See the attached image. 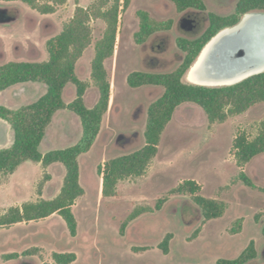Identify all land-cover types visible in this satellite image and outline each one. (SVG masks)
<instances>
[{
    "label": "rangeland",
    "instance_id": "obj_1",
    "mask_svg": "<svg viewBox=\"0 0 264 264\" xmlns=\"http://www.w3.org/2000/svg\"><path fill=\"white\" fill-rule=\"evenodd\" d=\"M45 1V0H42ZM80 6L89 7L94 0H67L52 15H41L21 2H0L8 14L17 18L13 26L0 25V64L10 61H43L48 55L46 43L61 32ZM206 10L191 9L179 12L170 0H130L121 16L117 47L112 58L106 61L111 82V101L104 116L100 135L93 149L81 163V184L86 194L77 200L74 213L78 221V234L71 236L67 224L59 215L45 221L18 224L0 229V264H55L53 253H75L73 264H218L219 260L236 259L251 241L255 242L258 256L247 264H264V155L253 159L243 171L252 180L250 188L237 180L242 171L231 154L238 132L244 131L251 139L258 134L264 120V103L251 107L245 113L229 118L224 123L211 124L202 108L187 103L179 107L166 127L157 156L145 176L130 178L118 185L116 197L102 195V180L97 168L110 159L143 148L149 107L162 96L158 86L131 88L128 76L137 71L170 73L184 60L185 53L178 47V39L194 38L202 34L208 24L209 14L227 16L234 8L223 6L218 0H204ZM146 11L158 22H172L169 30L153 34L139 45L134 35L140 29L138 11ZM192 15L201 27L195 31L181 28V21ZM93 45L78 63V76L90 83L87 106L99 100V91L91 80L94 46L104 34L102 20L92 22ZM35 52L36 55H31ZM47 54V55H46ZM185 82H189L187 76ZM45 89L44 85L32 84ZM66 94L69 100L75 94ZM35 95V94H34ZM34 101L37 96H27ZM36 101V100H35ZM71 117V118H70ZM71 111L62 112L51 130L55 149L75 145L82 135L77 132ZM68 123V132L62 130L60 121ZM70 142H66L64 137ZM48 151L47 144L41 148ZM10 182L0 187V214L10 207L28 201L51 198L62 185V178L45 172L32 161L24 163ZM8 176L0 173V184ZM42 179L36 186L38 180ZM194 180L202 186L200 195L227 204L222 218L204 222L201 210L190 196L170 195V191L183 181ZM53 193L43 194L46 185ZM168 197L163 207L157 202ZM151 208L133 221L124 236L122 224L137 208ZM241 221V223H240ZM243 230L235 234L239 225ZM199 235L193 238L197 229ZM168 234L173 237L170 253L165 255L159 244ZM146 248V251L139 250ZM36 249L26 261H7L4 256Z\"/></svg>",
    "mask_w": 264,
    "mask_h": 264
},
{
    "label": "trees",
    "instance_id": "obj_2",
    "mask_svg": "<svg viewBox=\"0 0 264 264\" xmlns=\"http://www.w3.org/2000/svg\"><path fill=\"white\" fill-rule=\"evenodd\" d=\"M179 12L191 9L204 11V0H170ZM0 2H21L41 15H52L67 0H0ZM130 0H94L87 8L76 2L73 17L60 33L46 43L48 59L43 62L10 61L0 65V92L24 83H39L47 87V92L39 100L18 109H10L0 105V118L8 122L15 134L11 147L0 149V173L5 176L14 174L25 162L32 161L48 168L52 164L61 163L66 169L60 193L51 200L40 199L28 201L21 206H13L0 214V229L10 228L18 224L45 221L59 215L67 224L72 237L78 234V221L74 213L77 200L86 194L81 184L80 158L88 154L94 147L102 128L104 116L111 101V82L106 69V61L113 57L117 47L121 16L128 9ZM264 13V0H240L233 13L227 16L209 14V24L204 33L195 39L180 38L178 47L185 53L181 65L170 73L133 72L127 82L131 88L158 86L164 89L148 110L145 131L146 144L132 153L110 159L98 166L97 174L102 179V195L116 197L120 182L130 178L146 175L157 156L161 137L172 121L176 110L184 104L193 103L206 113L211 124L224 123L229 118L241 115L251 107L264 103V72L251 76L231 86L208 87L192 82H185L189 70L197 61L206 45L221 31L238 25L247 14ZM140 29L135 33L136 43H145L153 34L169 30L172 22L162 23L153 20L146 11H138ZM102 20L105 25L103 37L94 46L95 56L92 61L91 80L99 91V100L94 107L85 102L90 83L81 80L77 73V65L88 48L93 45L92 22ZM68 85L76 88L75 99L67 104L64 91ZM61 110H69L81 121L83 134L75 145L46 154L40 147L54 115ZM231 154L236 165L242 169L238 178L250 188H255L252 180L243 169L256 157L264 155V120L260 123L258 134L251 139L244 131L236 135ZM202 186L194 180L183 181L170 191V195L190 196L201 210L204 222L222 218L227 211L225 202L206 198L200 195ZM168 201V197L160 199L156 209L160 210ZM151 208H137L122 224L120 234L124 236L128 226L141 215L151 212ZM241 223V221H240ZM243 223L234 231L240 234ZM201 231L197 229L196 238ZM264 233V227H263ZM173 235L168 234L159 244L165 254L170 253L169 244ZM146 251V248H140ZM36 249L23 253H12L4 256L7 261L20 260L24 256H33ZM258 256L255 242L251 241L244 251L233 260H219L218 264H247ZM55 264H73L77 261L75 253H58L52 255ZM49 264V263H43Z\"/></svg>",
    "mask_w": 264,
    "mask_h": 264
},
{
    "label": "water",
    "instance_id": "obj_3",
    "mask_svg": "<svg viewBox=\"0 0 264 264\" xmlns=\"http://www.w3.org/2000/svg\"><path fill=\"white\" fill-rule=\"evenodd\" d=\"M17 20V18L12 17L8 14L7 8H0L1 26H13L14 24H16ZM243 20L244 18L242 19V21ZM184 21L190 23V30L193 29L194 23L192 20L188 21L185 19ZM242 21L238 25L227 29L239 27ZM223 31H221L220 33H222ZM220 33H218L214 38H216ZM212 40L210 42H212ZM253 61L259 62L260 64L264 62V23H261L259 25H247L243 29L233 33L232 35L224 37L219 42L217 47H215L207 57L201 71L202 76L214 77L216 76V74L220 75L219 73H222L223 71H238V68H241L243 66L244 71H247L253 67V65H250ZM196 62L194 63V65L196 64Z\"/></svg>",
    "mask_w": 264,
    "mask_h": 264
},
{
    "label": "crops",
    "instance_id": "obj_4",
    "mask_svg": "<svg viewBox=\"0 0 264 264\" xmlns=\"http://www.w3.org/2000/svg\"><path fill=\"white\" fill-rule=\"evenodd\" d=\"M91 48V47H90ZM95 52V51H94ZM31 55H36V53L35 52H32L31 53ZM47 55V54H46ZM95 56V55H94ZM48 59V55L46 56V58L43 60V61H46ZM82 59V58H81ZM80 59V60H81ZM17 61H22V60H17ZM27 61H29V60H27ZM43 61H34V60H32V61H29V62H43ZM5 63H8V62H5ZM5 63H2V64H5ZM79 63V62H78ZM2 64H0V65H2ZM77 70H78V65H77ZM77 73H78V71H77ZM32 84H39V83H24V84H19V85H16V86H13V87H11V88H9V89H7V90H5V91H3V92H0V105H4V106H6V107H8V108H10V109H18V108H20V107H22V106H25V105H29V104H31V103H33V102H36L37 100H39L43 95H45L46 94V92H47V87L45 86V89L44 88H41L40 86H32ZM40 85H43V84H40ZM70 87H75V86H73V85H68V87L65 89V91H64V100H65V102L67 103V104H69V103H71L74 99H75V97H76V88H75V94H74V96L73 97H71L69 100H66V94L68 93V92H73L74 90H72V88H70ZM74 93V92H73ZM35 94V95H34ZM27 96H37L36 98L37 99H35L34 101H32L33 99H31V98H29L28 99V97ZM85 102H86V105H87V93H86V96H85ZM96 105V104H95ZM94 105V106H95ZM93 106V107H94ZM91 108V107H90ZM64 111H69V110H61V111H58L55 115H54V117H53V120H52V123L50 124V126L48 127V129H47V132H46V137H45V139H44V141H43V143H42V145H41V147H40V151H41V148L43 147V145H45V144H47V146H48V151H46V152H42L43 154H46V153H48L49 151H51V150H58V149H55V147H54V145H53V143H52V139H51V130H52V126H53V124L55 123V121L57 120V118H58V116L62 113V112H64ZM76 115V114H75ZM77 116V115H76ZM78 117V116H77ZM71 118V117H70ZM60 124H61V127H62V130H64L65 132L67 131L68 132V130H67V128H68V123H67V121H65V120H62V121H60ZM74 124H75V126H76V130H77V132H79L80 131V124H81V121H80V118L78 117V119H74ZM81 126H82V124H81ZM82 134H83V129H82ZM81 137H82V135H81ZM65 138V140H66V142H70L69 141V139H68V137L66 136V137H64ZM81 139V138H80ZM79 139V140H80ZM14 140H15V134H14V131H13V129H12V127H11V125L8 123V122H6L5 120H3V119H1L0 118V149H5V148H9V147H11L12 145H13V143H14ZM97 142V141H96ZM78 143V142H77ZM66 148V147H65ZM93 149V148H92ZM86 155V154H85ZM85 155H83L81 158H80V164L82 163V159H83V157H85ZM29 162V161H28ZM26 163V162H25ZM39 165H41V167H42V172H43V175L45 174V172L46 173H48L49 175H52V180H54V178H55V175L56 174H58L61 178H62V180H63V182H64V178H65V176H66V169H65V167H64V165H62L61 163H55V164H52L51 166H49L48 168H43V166H42V164H40V163H38ZM23 165H25V164H22L18 169H17V171L16 172H18L19 171V169L23 166ZM15 172V173H16ZM14 173V174H15ZM14 174H12V175H9L8 177H7V179H6V181H4V182H2L1 184H0V187L1 186H4V185H6L7 183H9L10 182V179L12 178V176L14 175ZM42 179H40V180H38L37 182H36V184H35V186H34V189H35V191H36V186H37V184L41 181ZM102 180V179H101ZM63 186V185H62ZM62 188V187H61ZM61 190V189H60ZM60 190L57 192V193H55L54 192V190H53V188H51L50 186H49V184L48 185H46L45 187H44V189H43V194H45V193H55L54 194V196L53 197H51V198H48V200H51V199H54L59 193H60ZM16 206V205H15ZM244 229V228H243ZM12 261H16V260H12ZM20 261V260H19Z\"/></svg>",
    "mask_w": 264,
    "mask_h": 264
},
{
    "label": "bare ground",
    "instance_id": "obj_5",
    "mask_svg": "<svg viewBox=\"0 0 264 264\" xmlns=\"http://www.w3.org/2000/svg\"><path fill=\"white\" fill-rule=\"evenodd\" d=\"M261 23H264V13H259V14H254V15L249 14L244 17V20L242 21L239 27H236L233 29H226L222 33H220L216 38L212 40V42H210L206 46L201 56L199 57L198 61L190 70L187 76L188 79L192 83L202 85V86L221 87V86L235 85L251 76L263 73L264 72V62L260 64L259 62H256L257 60L253 61L250 64L251 66L253 65V67L247 71H244V66H243L241 68H238V71H233V72L223 71L222 73H219L220 75L216 74V76L214 77H203L202 72H201L207 57L210 55L213 49L217 47L219 42L224 37L232 35L233 33L243 29L247 25H259Z\"/></svg>",
    "mask_w": 264,
    "mask_h": 264
},
{
    "label": "flooded vegetation",
    "instance_id": "obj_6",
    "mask_svg": "<svg viewBox=\"0 0 264 264\" xmlns=\"http://www.w3.org/2000/svg\"><path fill=\"white\" fill-rule=\"evenodd\" d=\"M240 0H218V2L220 3V4H222L223 6H226V7H232V8H234V10H235V8H236V6H237V4H238V2H239ZM188 20V21H190V20H192L193 21V23H194V27H193V29H191V31H195V30H197V29H199V27H201V24L192 16V15H188L186 18H184L182 21H181V28H183V29H185V30H190L189 28H190V23L189 22H185L184 20ZM184 21V22H183ZM207 24H209V18H208V20H207ZM204 33V32H203ZM202 33V34H203ZM201 34V35H202ZM200 34H198L197 36H195L194 38H188V39H195V38H198L199 36H201ZM135 40V39H134ZM136 42V41H135ZM138 44V43H137ZM139 45H141V44H139ZM188 78V77H187ZM189 80V79H188ZM190 81V80H189ZM191 82V81H190Z\"/></svg>",
    "mask_w": 264,
    "mask_h": 264
}]
</instances>
